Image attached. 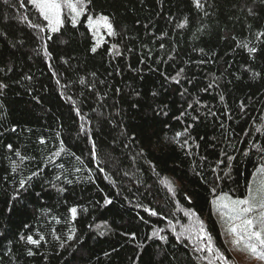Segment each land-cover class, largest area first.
Here are the masks:
<instances>
[{"label": "trees", "instance_id": "1", "mask_svg": "<svg viewBox=\"0 0 264 264\" xmlns=\"http://www.w3.org/2000/svg\"><path fill=\"white\" fill-rule=\"evenodd\" d=\"M200 3L91 0L51 32L28 0H0V264H208L176 239L197 219L238 264L212 200L260 179L264 3ZM89 15L116 34L97 45Z\"/></svg>", "mask_w": 264, "mask_h": 264}, {"label": "snow or ice", "instance_id": "2", "mask_svg": "<svg viewBox=\"0 0 264 264\" xmlns=\"http://www.w3.org/2000/svg\"><path fill=\"white\" fill-rule=\"evenodd\" d=\"M90 3L91 0H28V3L34 6L38 11L40 17L44 21H47V24L42 26L39 23H32L29 21V24L33 28H38L41 31L44 30V27H47L51 32L60 31L61 26L65 23L64 10L67 9L70 14V20L73 26L78 22L79 17L86 11L85 3ZM196 6L202 7L200 0H194ZM261 3H264V0H261ZM250 14L253 13L252 9H248ZM27 19V17H25ZM89 29L98 28L103 26L108 30L109 35H115L113 25L110 23L109 17L106 15H100L93 17L89 15L87 17ZM182 26V25H181ZM264 35V33H260ZM51 39V37H49ZM115 48L116 46L113 45ZM92 51H96V47L92 48ZM249 52H255L256 48H249ZM175 79V77H173ZM83 82V81H82ZM6 87V85L0 84V88ZM223 99V97H221ZM79 112V110H77ZM83 125L81 126V131H83ZM187 131V129H185ZM259 131V129H258ZM177 136H180L181 133H177ZM59 136V133H57ZM41 143H44L43 138ZM188 144V141L185 140L184 144L181 147H184ZM9 149L12 148V145H8ZM64 150L63 141H61L60 149L55 152L53 155L59 156L60 153ZM261 152H264V147H260ZM17 156H20L19 151L16 152ZM97 155L95 143L93 142L92 156ZM247 155V153H245ZM21 159H26L21 157ZM79 159V157H77ZM234 159L232 156H227V160L231 162ZM219 163H223L220 161ZM63 167V165H61ZM13 171H15V164L13 165ZM79 171V169H77ZM100 171L103 172L104 169L100 168ZM41 170H37L31 174V176L21 179L19 181V186L21 189H24L25 186L36 176L40 175ZM257 174L260 175V179L255 181V186L253 183H249L247 194L243 197L233 198L228 193H223L215 196L212 200V204L216 206L219 210L221 219L226 225V232L229 234L231 239V244L240 251L249 253L251 256L257 258L258 260L264 262V163H261L259 167L256 168L253 173L255 178ZM228 175V173H225ZM71 183V181H69ZM168 185V191L172 192L175 195V187L170 181H165ZM62 191V189H61ZM212 191L215 193L216 189L213 188ZM16 195H19L17 193ZM15 198V197H13ZM111 201L105 199V204H109ZM73 217L77 214V209L75 207L69 210ZM149 214L152 216L158 215L155 210H148ZM186 216H195V212L192 209L185 210ZM173 231L175 232V226L171 225ZM163 231V230H160ZM158 232L153 231L152 236H157ZM188 240H195L197 247L195 250L197 252H206L208 256L203 257L208 261V264H214V261H220L221 264H230L228 258L224 255L219 247L216 246L215 241L204 225L202 220L197 219L195 223H190L183 225L181 232L176 235L177 240H181V237L185 236ZM132 236H135V233H132ZM59 239V237H56ZM151 238V237H149ZM161 240H166L164 236L159 237ZM21 239H24L21 236ZM44 237L40 236L39 239H34L32 236L27 237V241L33 245H39L40 240H43ZM68 239H73L72 235L68 236ZM63 246V244L61 245ZM28 255H33L31 250L28 251Z\"/></svg>", "mask_w": 264, "mask_h": 264}, {"label": "rangeland", "instance_id": "3", "mask_svg": "<svg viewBox=\"0 0 264 264\" xmlns=\"http://www.w3.org/2000/svg\"><path fill=\"white\" fill-rule=\"evenodd\" d=\"M82 16H83V14L79 18H81ZM91 30L93 31L97 45H100L101 43H103L104 40L109 35L108 30L105 27H103L102 25L99 26L98 28H94ZM214 208H215L216 214L220 220L225 240L228 243V246L231 248V253L233 254V256H234L235 260L238 262V264H264V262H262V261L258 260L257 258L251 256L249 253L237 250L231 244L232 237L229 234H227V232H226V225L224 224L223 220L221 219L218 208L216 206H214Z\"/></svg>", "mask_w": 264, "mask_h": 264}]
</instances>
